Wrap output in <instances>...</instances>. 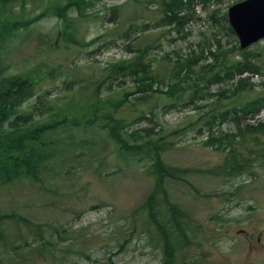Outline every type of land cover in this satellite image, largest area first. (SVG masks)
I'll return each mask as SVG.
<instances>
[{
	"label": "rangeland",
	"instance_id": "1",
	"mask_svg": "<svg viewBox=\"0 0 264 264\" xmlns=\"http://www.w3.org/2000/svg\"><path fill=\"white\" fill-rule=\"evenodd\" d=\"M240 1L184 0L179 18L173 14L170 23L162 21L164 0H94L82 11L69 10L65 21L58 10L69 0H0V36L6 37L0 44L1 78L33 71L38 92L49 91L47 102L55 113L65 112L60 108L64 97L74 101L69 102L67 124L49 135L61 142V151L50 165L44 164L49 167L42 182L0 183V213L11 215L4 232L12 243L37 246L36 236L16 221L26 218L41 223L54 255L24 248L28 255L17 261L13 252L1 248L0 264H163L162 248L148 212L142 210L152 193L160 212L172 201L187 212L183 221L190 224L192 244L182 249L177 264H264V134L245 131L238 136L246 124L264 121V107H251L247 116L239 111L213 119L233 106L264 98V40L241 50L224 19L229 7ZM128 44L145 51L144 62L162 80L163 89L175 68L197 60L192 72H181L178 87L185 88L183 102L195 87L206 97L166 111L164 106L172 104L167 95L147 94L139 102L142 94H135L116 109L125 91L131 94L136 88L134 75L106 79L114 74V65L136 57L126 49ZM244 60L256 66L258 76L244 73L231 80L205 81L210 73L202 67ZM54 68L57 73L50 76ZM241 78L249 79L251 87L237 94L234 86ZM99 88L106 104L96 117L85 106ZM38 101V95L30 98L20 107L21 114L34 110L31 106ZM32 116L33 124L39 123V110ZM111 116L132 123L130 132L152 129L151 139L163 145V161L186 174L161 181L152 169L154 156L145 157L146 147L139 150L144 155L137 156L114 141ZM51 120L48 113L41 116L42 122ZM213 138L218 144L209 143ZM232 152L245 158L247 170L233 176L227 169L213 173L222 171ZM261 232L262 245L252 241Z\"/></svg>",
	"mask_w": 264,
	"mask_h": 264
},
{
	"label": "trees",
	"instance_id": "2",
	"mask_svg": "<svg viewBox=\"0 0 264 264\" xmlns=\"http://www.w3.org/2000/svg\"><path fill=\"white\" fill-rule=\"evenodd\" d=\"M8 1V0H4ZM94 0H69L68 4L58 10V16L60 19H66V14L69 10L75 8L78 11H82L87 5L93 3ZM193 1V0H186ZM206 2L208 0H200ZM219 2L220 0H216ZM185 4L184 0H164V11L166 18L162 21L169 20L170 23H173V14L174 17H178L179 12L183 5ZM115 9H119L115 7ZM166 9L168 10V16L166 14ZM117 18V14H113L112 20L114 21ZM179 18V17H178ZM225 20L226 16H225ZM35 20H30L29 23H32ZM19 25L18 23L15 25ZM148 27V26H145ZM129 32L126 33V38L129 39ZM6 39V37L0 36V44ZM135 45L128 44L126 49L130 52L137 53L136 57L131 61H123L120 64L113 66V75L107 76V80H117L118 77H127L134 75L136 88L134 92L128 93L125 91V95L118 104H115L116 109H119L123 104H126L130 100H127L129 95L142 94L137 100L139 102L147 99V94H157L167 95L169 100H172V104H166L164 106L166 111H170L174 108H179L187 104H194L196 99H204L206 96L205 93H199V87L192 89V92L189 95L188 101L183 102L182 96L185 88L180 89L178 87V82L180 81L181 72L186 68L188 71L192 72L193 65L197 64V60H194L192 63H187L183 65L178 71L179 67L175 68L173 74L171 75V82L169 85H166V89H163L164 83L158 78V75L153 74L154 72L151 69V65L144 62L145 51L141 49H136ZM248 59L252 57L247 55ZM208 68L210 75L205 78L207 84L212 82H218L222 79L231 80L238 75L244 73H253L259 74L260 71L256 66L248 60L238 61L232 63L229 66L222 65L221 68L215 66L213 63L205 67H202L203 70ZM6 71V70H5ZM54 73H57V70L54 68L50 72V76H53ZM35 77L33 71L29 72L27 75L22 76H3L0 78V183L10 184L17 182L21 179H29L35 183L42 182V174L48 169L51 159L53 156L58 155L57 151H61L60 141L53 140L49 138L50 133H56L58 129L62 128L69 121L67 117H70V103L74 101L70 98L64 97V105H61L60 108H64L65 112L62 109H59L55 113L54 106L51 103H48L47 94L49 91L42 93L38 92L37 84L34 81ZM249 79L241 78L236 87V93L239 94L242 92V89L246 87H251L249 84ZM248 82V83H246ZM246 83V84H245ZM161 85V90L154 89V85ZM244 85L241 88V85ZM232 86V87H233ZM108 89H111L109 85ZM66 90H70L69 83L66 82ZM99 93L91 99V103L87 104L86 109H91L93 113H98L100 105H105V102L100 100V88ZM34 95H38V103L32 105L31 108L34 109L28 113L21 114L20 107L27 102ZM60 100V99H59ZM107 104L110 106L113 105V101H108ZM58 106L55 105V108ZM258 111L260 108L264 107V98H257L248 104L236 105L233 106L229 111L225 110L224 112L214 114L213 119L216 121V117L223 115L229 116L231 113L237 114L239 111L243 112L245 116L248 115L250 108ZM35 110H39L40 121L37 124H33V116ZM70 111H75L69 109ZM50 114L52 120L50 122H42L41 116L45 114ZM64 116V117H63ZM147 117V116H143ZM149 121H152L150 118H146ZM109 120L113 123L111 127V137L118 144L124 146L123 148L128 153L130 152L133 155L141 156L139 150L146 147L148 154L145 155L147 158H153V172L162 179L167 177L177 178V174L181 173L182 175L186 174V170H180L176 167L169 166L162 159L163 145L160 140H152L151 132L152 129L137 130L135 132H130L128 128L132 123L128 122L124 118H115L111 116ZM238 123V122H237ZM245 130L239 129L238 136H244L245 131L247 134H264V122L259 123L258 125L247 124ZM225 136V135H224ZM129 141H142L140 144L130 145ZM218 139H211L209 143L218 144ZM223 140L220 141L222 145ZM95 147L96 144L92 143ZM61 154V153H59ZM144 155V154H143ZM232 157L228 158L224 168L221 167L222 171H214L213 173H225L224 169L232 172V176L236 175L239 172L247 170L249 164L246 163L245 158L241 159L237 157L236 152H232ZM44 166V164H48ZM179 179V178H177ZM159 183V182H158ZM167 198V192L164 191ZM157 194V193H156ZM159 200L155 198V193H152L146 203L143 205L142 210L148 212V217L150 221V226L153 227L155 235L159 242V247L162 248L164 254V263L163 264H177L176 262L179 259V253L182 252V249L185 246L191 245L192 240V230L189 229L190 224L183 221L186 218L187 213L180 204L175 202H170L168 207L164 211H159ZM166 212L168 215H166ZM161 214V216H160ZM17 216V215H16ZM11 217V215H5L0 213V249L6 248L9 252H13V258L18 261V259H24L28 254H25L24 248H31L39 254H50L54 255V250L52 249L53 243L48 241L43 234V229L41 223H33L32 221L22 218H16L17 223L25 226L30 233L36 236L38 244L37 246H32L30 242L26 241L21 246L15 245L12 239L7 236L5 231L6 220ZM47 227L49 224H44ZM52 228V226H50ZM199 231V230H197ZM75 237L70 236L69 240L74 239ZM158 247V248H159ZM22 248V251L20 252ZM67 253H72L71 251H66ZM181 261V259H179Z\"/></svg>",
	"mask_w": 264,
	"mask_h": 264
},
{
	"label": "water",
	"instance_id": "3",
	"mask_svg": "<svg viewBox=\"0 0 264 264\" xmlns=\"http://www.w3.org/2000/svg\"><path fill=\"white\" fill-rule=\"evenodd\" d=\"M228 16L243 49L264 38V0L236 4L230 8Z\"/></svg>",
	"mask_w": 264,
	"mask_h": 264
},
{
	"label": "flooded vegetation",
	"instance_id": "4",
	"mask_svg": "<svg viewBox=\"0 0 264 264\" xmlns=\"http://www.w3.org/2000/svg\"><path fill=\"white\" fill-rule=\"evenodd\" d=\"M262 236H263V233H262ZM255 241H256V242H254V243H259L260 245H262L263 241H262V237H261V235H259V236L256 238Z\"/></svg>",
	"mask_w": 264,
	"mask_h": 264
}]
</instances>
